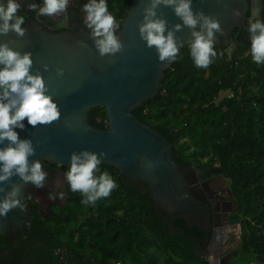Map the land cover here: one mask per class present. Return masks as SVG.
Returning a JSON list of instances; mask_svg holds the SVG:
<instances>
[{"label":"trees","instance_id":"obj_1","mask_svg":"<svg viewBox=\"0 0 264 264\" xmlns=\"http://www.w3.org/2000/svg\"><path fill=\"white\" fill-rule=\"evenodd\" d=\"M17 2L25 24L31 14L36 17L38 10L28 8L35 0ZM106 2L123 22L134 0ZM228 47L214 45L217 56L207 68H197L185 47L166 70L161 93L133 113L169 139L185 171L228 184L236 204L230 225L241 230L239 256H251L244 264H264V64L254 63L251 53L231 57ZM88 120L109 128L105 107L93 109ZM105 171L116 187L94 205H84L85 197L72 192L68 182L67 200L52 206L47 217L39 214L35 196L28 199L31 227L14 238L0 234V264H216L205 231L157 208L151 194L129 183L116 167L98 165L95 175ZM239 256L228 264H238Z\"/></svg>","mask_w":264,"mask_h":264},{"label":"water","instance_id":"obj_2","mask_svg":"<svg viewBox=\"0 0 264 264\" xmlns=\"http://www.w3.org/2000/svg\"><path fill=\"white\" fill-rule=\"evenodd\" d=\"M35 2L42 4V0ZM147 3L149 0H134L125 20L116 21L119 24L117 35L124 49L115 56L99 55L88 28L78 27L72 32H65L60 30L65 28L61 25L56 27L59 31H51L50 22L39 13L36 17L31 14L27 23L22 25L27 29L23 38L15 33L0 36V42L14 41L10 46L15 50L32 53V72L35 73L37 69L42 72L49 94L61 111L60 120L51 125L33 128L25 119V129L15 130L21 139L32 140L36 154L29 159H39L43 169L49 163L69 169L73 151L88 149L107 153L99 165L116 167L129 183L137 182L144 191L149 192L157 208L172 217L183 218L190 226H199L207 233L209 253L213 256L217 247H225L231 233L240 229L239 225H228L227 221L228 215L236 209L235 202H223L226 206H233L232 211L225 207L229 212L227 214L221 213L219 194L216 193L207 203L203 186L209 191V181H203L199 172H186L175 160L174 145L169 139L133 113L147 100L161 93L165 72L173 67L176 60L161 63L155 48H147L146 42L141 39L139 24L143 20L142 9ZM192 7L194 11L203 10L206 15L219 19L223 34H216L214 45H221L233 30L236 41L251 43L249 26L245 28L249 0H193ZM234 10H239L240 16H235ZM255 11L253 7V13ZM158 14L168 21L169 28L177 23L182 24L171 7L161 6ZM177 36L184 40L179 55L188 46L190 29L184 27ZM45 64L49 65L48 71H44ZM58 68L65 70L63 77L56 74ZM99 107L108 110L109 120L106 124L109 128L106 130L92 126L88 120L90 112ZM97 120L102 123L101 118ZM5 144H0V147ZM146 161L158 163L149 171L144 166ZM12 181L23 183L18 176L12 177ZM30 186H33L31 182L22 187L27 210L17 208L10 211L7 218L0 217V234L14 238L20 230L30 229L32 206L26 200L27 193L31 196ZM7 189L10 191L11 185ZM40 191L42 188L38 193ZM3 195L0 193V197ZM51 212L53 210L49 207L48 213ZM39 214L48 216L42 210ZM223 220L227 221L226 227H222ZM211 262L214 263L213 260Z\"/></svg>","mask_w":264,"mask_h":264},{"label":"clouds","instance_id":"obj_3","mask_svg":"<svg viewBox=\"0 0 264 264\" xmlns=\"http://www.w3.org/2000/svg\"><path fill=\"white\" fill-rule=\"evenodd\" d=\"M25 3H29V0ZM192 4L193 0H149L143 7L139 34L147 48H155L161 63L173 62L180 48L184 47V40L177 36L184 27L190 29L187 44L197 68L209 67L212 58L217 56L214 43L216 34H223L221 23L218 18L206 15L203 10L194 11ZM68 5L69 0H42V4L30 3L28 8L30 11L38 10L40 16L53 17L65 13ZM161 6L171 7L182 24L177 23L169 28L168 21L158 14ZM20 7L17 0L0 3V36L15 33L23 38L27 34V29L22 27L25 17L17 14ZM82 11L84 24L90 30V39L99 55L115 56L122 52L124 44L117 35L119 24L109 12L106 0H89L83 5ZM233 14L240 16L239 10H234ZM248 23L252 60L256 64H264V22L250 19ZM10 43L14 41L0 42V65L3 66L0 67V144L7 142L4 147H0V193H4L0 197V217L4 218L17 208L26 211L24 196L22 198L23 185L31 182L35 188H43L47 176L39 159H29L36 154L32 140L21 139L15 129H25V119L36 128L39 125H51L61 118L58 103L49 94L42 72L39 69L32 72V53H21L11 47ZM43 67L44 71L49 70V65L45 64ZM64 71L63 68H58L56 74L63 77ZM106 155L105 152L96 153L88 149L71 153L66 179L72 192H80L85 197L81 201L84 205H94L97 200L107 198L116 187L107 171L95 175L102 157ZM157 163L146 161L144 166L151 171ZM14 176H18L23 183L13 182ZM8 185H11L10 191L7 189ZM59 195L62 199L63 193ZM223 202L221 206L225 205ZM231 206L227 207L232 211Z\"/></svg>","mask_w":264,"mask_h":264},{"label":"flooded vegetation","instance_id":"obj_4","mask_svg":"<svg viewBox=\"0 0 264 264\" xmlns=\"http://www.w3.org/2000/svg\"><path fill=\"white\" fill-rule=\"evenodd\" d=\"M88 2H89V0H69V5H68L67 11L65 13L57 15V16H53V17H48V16H44V17L42 16V17L46 21L50 22L48 24L52 27L51 31H55V32L59 31L56 29V27L61 26V25H63L65 28L60 29V30H63L65 32L69 31V30H70V32H72V30L77 29L78 27L87 28L84 24V13L82 11V8H83V5L88 3ZM263 3H264V0H249L250 8H249V11L247 14L248 21L250 19H253V17H255V19H258L261 22H264V19H263ZM253 7H254V9H256V11H260V12L255 11V16L253 15L254 14L253 13ZM35 12L36 11H34V13ZM37 15H38V11L36 12V16ZM247 26H249L248 22L246 23L245 28ZM53 27H54V29H53ZM230 35H231L230 36L231 39H230V37L225 38V39H223V43H229L228 49H230L231 57L235 55V56H237V58H241V57H243V55L245 56L246 54H249L248 52L250 50L251 43H240V42L236 41L235 40V30H233ZM241 39H242V37H241ZM44 171L47 173V176H46V179L44 182L45 186L42 188V191H40L38 193V190L40 188L37 189L33 185L32 186V192L34 189L35 190L34 194L36 195L37 202L40 205V210H42V205H43L44 208L47 211H49V207H51V209H53L52 206L62 205L67 200V196L65 194L67 179H66V172L65 171H63L61 169H57L56 171H54V168L48 167V164H47ZM186 172L190 173L189 171H186ZM201 178H202V176H201ZM58 180H61V184H62L60 190L56 189V187L58 185H54L58 182ZM203 191L205 193L206 202L207 203L211 202L212 201L211 197L213 198L216 193H212L211 188L208 191V189L205 186H203ZM60 193H63L62 199L60 198V195H59ZM28 196H30L29 193H27V195H26L27 202H28ZM225 207L227 209H229L226 205L221 206V213L222 214L229 213V212H227ZM51 213H53V212H51ZM229 217H230V214L228 215V220H227L229 222L228 225H230ZM227 221H225V220L222 221V227H226L225 224L227 223ZM236 233H241V230L239 229V231ZM235 234L233 237L234 243L231 244V246L227 248L229 250V252H227L226 255H223V256L227 257L228 260H229V258H232L233 256H235L237 248H238V245H236V244L239 243V241H240V238ZM228 241H229V237H228ZM227 244H228V242L226 243V246H227ZM220 259H222V258H220ZM228 260H227V262H228Z\"/></svg>","mask_w":264,"mask_h":264},{"label":"rangeland","instance_id":"obj_5","mask_svg":"<svg viewBox=\"0 0 264 264\" xmlns=\"http://www.w3.org/2000/svg\"><path fill=\"white\" fill-rule=\"evenodd\" d=\"M200 175H201V173H200ZM55 185H58L56 187V189L57 190H60V188L62 186L61 180H58V182ZM208 186L211 188L212 193H217V194L220 195L219 202H222V201H230V200L233 201V197H232V195L229 192L228 184L222 178H214V179L209 180ZM34 192H35V190L33 189V192H32V188H31V190H30L31 196L32 197L35 196V200L37 201V198H36V195L34 194ZM234 210L235 209H233V211ZM42 211H44L46 214H50L44 208L43 205H42ZM236 232L234 231V232L231 233L230 240L228 241V244H227L226 247L218 246L217 247V251H215V253L213 254V256L209 254L210 255V260H213L214 263H216V264H228V262H227L228 258L225 257V256H223V255H226L227 252H229V250L227 248L230 247L231 244L234 243L233 237H234V234ZM240 234L241 233H236L235 235H237L240 238ZM237 245H239V243H237ZM240 254H241V249L238 248L237 254H235V256H233L232 258L234 259L235 257H238ZM250 257L251 256H249V254L243 255L242 257L239 256L237 263L238 264H244V261L245 260H250ZM220 258H222V259H220ZM229 261H231V260H229Z\"/></svg>","mask_w":264,"mask_h":264},{"label":"bare ground","instance_id":"obj_6","mask_svg":"<svg viewBox=\"0 0 264 264\" xmlns=\"http://www.w3.org/2000/svg\"><path fill=\"white\" fill-rule=\"evenodd\" d=\"M46 168V167H45ZM45 168H44V170H45ZM193 179H195V177L193 178ZM192 182H194V181H192ZM31 188H32V186H30V190H31ZM199 219V218H198Z\"/></svg>","mask_w":264,"mask_h":264},{"label":"crops","instance_id":"obj_7","mask_svg":"<svg viewBox=\"0 0 264 264\" xmlns=\"http://www.w3.org/2000/svg\"><path fill=\"white\" fill-rule=\"evenodd\" d=\"M44 17V16H43ZM240 244V243H239ZM237 245V244H236ZM235 259V258H234ZM228 262H229V260H228Z\"/></svg>","mask_w":264,"mask_h":264}]
</instances>
